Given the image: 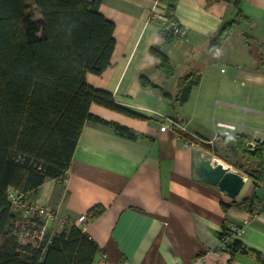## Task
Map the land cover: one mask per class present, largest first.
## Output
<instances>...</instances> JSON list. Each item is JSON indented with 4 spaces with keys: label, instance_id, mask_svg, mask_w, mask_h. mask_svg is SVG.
Masks as SVG:
<instances>
[{
    "label": "crops",
    "instance_id": "obj_1",
    "mask_svg": "<svg viewBox=\"0 0 264 264\" xmlns=\"http://www.w3.org/2000/svg\"><path fill=\"white\" fill-rule=\"evenodd\" d=\"M241 6L248 20L211 49L223 22L236 15L230 0H177L172 10L169 0L100 3L99 11L115 22L116 45L111 64L101 74L87 73V82L145 117L92 103L91 113L107 123L88 120L67 173L24 194L72 218L104 208L84 227L99 246L93 264H264V185L247 176L234 199L217 185L195 180V150L179 133H188L202 154L213 157L236 155L234 144L219 135L218 120L235 123L248 137L264 131V0H242ZM153 9L173 12L185 32L164 43L163 23L151 17ZM245 33L258 41L260 52L247 44ZM153 45L170 58L173 75L157 68ZM193 71L201 73V82L181 103L175 98L178 79ZM141 74L171 96L143 86ZM169 119L179 126L162 130ZM246 198L254 201L252 207L225 210L222 204ZM245 219L250 222L239 234L244 250L221 249L223 231Z\"/></svg>",
    "mask_w": 264,
    "mask_h": 264
},
{
    "label": "trees",
    "instance_id": "obj_2",
    "mask_svg": "<svg viewBox=\"0 0 264 264\" xmlns=\"http://www.w3.org/2000/svg\"><path fill=\"white\" fill-rule=\"evenodd\" d=\"M102 1L0 0V264H93L99 250L96 241L76 225L52 235L45 247L20 243L11 230V220L21 211L13 208L8 190L13 188L27 200L25 193L67 173L85 123L90 119L107 123L91 113L92 103L145 117L118 105L112 93L87 82V73L101 74L111 64L116 45L115 22L99 11ZM169 1L172 10L177 0ZM230 1L236 15L223 22L211 49L221 46L248 20L242 0ZM244 36L247 44L257 46L260 52L258 41L247 33ZM174 37L172 32L163 31L164 43ZM151 52L160 60L157 68L173 75L170 58L162 47L153 45ZM140 80L143 86L171 96L145 74ZM200 82L199 71L180 77L176 100L188 101ZM114 126L122 134L135 136L128 127ZM179 133L194 140L182 130ZM248 138L245 133L228 138L235 148L237 160L233 164L248 172L256 186L264 185V143L251 149L246 145ZM253 202L246 198L222 204L226 210L232 205L252 207ZM103 209L97 205L89 214L95 218ZM244 244L235 237L228 248L243 251ZM255 252L258 256L262 253Z\"/></svg>",
    "mask_w": 264,
    "mask_h": 264
},
{
    "label": "built area",
    "instance_id": "obj_3",
    "mask_svg": "<svg viewBox=\"0 0 264 264\" xmlns=\"http://www.w3.org/2000/svg\"><path fill=\"white\" fill-rule=\"evenodd\" d=\"M151 17L159 18L162 21L163 31H169L175 35L180 34L181 27L173 12L159 13L153 9ZM169 121V123H164L161 126L162 130L179 126L176 120L169 119ZM217 126L222 129L219 135L223 137L232 138L239 133H244L232 122L218 120ZM259 143H264V131L256 129L247 139L246 145L254 149ZM184 145L190 146L201 153L205 151L195 139L186 138ZM212 158L215 160V156ZM8 195L15 211H21L20 214L11 220V230L18 236L22 244L32 243L35 247H45L50 242L52 235L68 230L71 225H76L84 230L85 225L92 220V216L89 213H83L76 218H72L62 216L57 209L43 205L39 201L22 200V196L13 188H9ZM249 222L250 219H245L242 223L231 225L228 228V232L221 236V249H227L228 243L235 237H239V234Z\"/></svg>",
    "mask_w": 264,
    "mask_h": 264
},
{
    "label": "water",
    "instance_id": "obj_4",
    "mask_svg": "<svg viewBox=\"0 0 264 264\" xmlns=\"http://www.w3.org/2000/svg\"><path fill=\"white\" fill-rule=\"evenodd\" d=\"M185 32V27H181L180 34ZM248 172H241L226 166L223 162L213 160L212 157L205 156L199 151L193 152V178L212 185H217L221 191L231 198H236L241 192L246 182ZM257 191L251 195L254 200Z\"/></svg>",
    "mask_w": 264,
    "mask_h": 264
},
{
    "label": "rangeland",
    "instance_id": "obj_5",
    "mask_svg": "<svg viewBox=\"0 0 264 264\" xmlns=\"http://www.w3.org/2000/svg\"><path fill=\"white\" fill-rule=\"evenodd\" d=\"M36 17L38 18V17H40V14H39V12L38 11H36ZM214 155V154H213ZM222 154H219V153H215V160H219V161H221V162H223L225 165H227V166H231L233 169H235L236 167L234 166V162L237 160L236 159V155L234 156L233 154H231V153H226L225 155L223 154L222 156H221ZM264 191V190H263ZM262 190H261V193L260 194H262V192H263Z\"/></svg>",
    "mask_w": 264,
    "mask_h": 264
}]
</instances>
